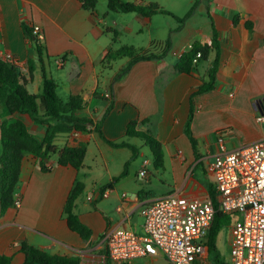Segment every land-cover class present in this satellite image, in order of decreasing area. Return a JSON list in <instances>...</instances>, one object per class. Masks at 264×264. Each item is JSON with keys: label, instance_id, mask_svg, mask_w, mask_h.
<instances>
[{"label": "crops", "instance_id": "crops-1", "mask_svg": "<svg viewBox=\"0 0 264 264\" xmlns=\"http://www.w3.org/2000/svg\"><path fill=\"white\" fill-rule=\"evenodd\" d=\"M82 1L0 0V50L11 52L27 69L34 65L33 76L26 73L22 80L30 94L42 92L44 66L57 83L58 93L60 89L64 94V98L59 94L62 99L80 96L84 107L79 115L100 123L109 141H126L139 150L140 138L126 135L128 125L138 122L137 130L152 134L161 143L165 161L161 171L172 176L173 184L160 180L161 193L147 191L144 184H152L154 176L145 160L141 168L148 162L145 178L139 177L141 171L130 164L128 174L113 183L109 197L100 198L97 193L120 176L132 150L112 147L92 125L88 132H79L75 137L61 134L55 140L57 146L87 147L84 165L80 170L59 166L56 154V160L47 162L50 171L44 172L35 157L24 158L15 194L22 204L0 214V255H11L12 264L25 260L20 250L22 242L50 254L80 258V264H106L107 232L123 226L141 229L143 222L133 221L137 213L142 218L141 208L169 194L206 200L209 185L215 191L214 177L205 162L218 153V132H227L230 149L264 137V122L257 120L264 114L257 104L264 97V0H198L194 14L184 23L180 18L197 0H122L136 5L158 4L170 13L151 16L111 12L108 0L107 11L98 8L104 0H97L95 10L85 9ZM24 25L38 27L44 34L42 59L37 43L26 36ZM215 31L220 43V66L215 89L194 97L191 130L197 142L195 152L184 132L191 96L208 81L216 51H211L208 60L191 74L176 71L179 59L175 53L189 51L195 42L210 45ZM169 39L164 57L140 61L122 80L115 81L130 58L107 63L110 51L132 47L143 54L161 55ZM51 60L60 71L57 78L50 69ZM0 106L2 120H21L32 135L44 140L45 125L35 123L27 114H9L3 103ZM118 155L128 159L120 171L114 172L110 165ZM200 167L202 174L197 172ZM78 182L83 184L85 194L76 200L75 213L93 231L88 240L71 231L63 216L68 196ZM139 262L170 264L162 255L130 264Z\"/></svg>", "mask_w": 264, "mask_h": 264}, {"label": "trees", "instance_id": "trees-1", "mask_svg": "<svg viewBox=\"0 0 264 264\" xmlns=\"http://www.w3.org/2000/svg\"><path fill=\"white\" fill-rule=\"evenodd\" d=\"M85 9L95 10L97 0H83ZM199 1L197 0L190 11L180 18L181 23L188 20L195 12ZM108 9L116 13H139L144 16L155 14H170L158 4L136 5L122 0H108ZM238 17L234 19L235 24ZM252 29L251 24L247 25ZM24 31L29 39H34L37 43L39 58L42 59L43 45L42 41L34 34L33 28L24 25ZM116 37V35H115ZM170 46V39L167 41V48L161 55L143 54L132 47H122L115 51H110L106 56V62L130 58L129 63L123 68L115 78V81L122 80L132 69V67L145 60L160 59L166 55ZM211 51H216V59L209 69V79L204 82L191 96V110L185 126V134L189 138L195 152L197 151V142L191 130V124L195 112L194 97L196 95L208 93L215 89L217 74L220 66V43L218 34L215 31L213 41L210 45L195 42L191 49L185 52L175 65L178 73L191 74L199 65L206 62ZM201 54L197 63L194 60L197 54ZM42 62H44L42 60ZM34 65L26 71L20 70L11 63L0 59V103L5 104L9 114H27L32 120L47 127L44 140H38L32 135L26 124L21 120H4L0 124V214H4L9 208L14 206L15 194L20 182L22 162L28 155H32L39 160V166L42 171L49 172L51 168L47 166L51 155L57 154V165L70 166L80 170L87 155V147L83 144L79 146L65 145L59 147L55 144L56 138L61 134H69L74 131L88 132L91 125L100 134L101 138L109 145L115 148H130L133 152L132 157L126 162L123 172L113 182L104 186V189H110L114 182L128 174V167L138 156L136 147L128 142H113L106 139L102 132L100 123H94L93 120L80 116L79 112L83 109V100L80 96H70L62 99L58 93V85L51 78L46 68L43 66V90L40 94H30L22 83L24 75L28 73L33 76ZM112 106L105 113L106 117ZM138 122H131L126 131L127 137H136L142 139L149 147L153 155V166L156 170L164 169V151L161 143L150 133L137 130ZM84 186L78 182L74 185L68 196L64 207L63 216L66 218L69 229L77 233L82 239L88 240L93 235V231L86 226L75 213V204L78 197L83 193ZM210 196L213 198L215 191L212 185H209ZM232 221L231 216L217 213L212 230L209 235L207 246V256L212 264H228L222 257L217 247V238L220 231L225 226H229ZM20 250L25 256L22 264H80V258L67 257L50 254L41 249L29 245L27 242L20 244ZM0 264H12L11 255H0ZM106 264H111L108 256Z\"/></svg>", "mask_w": 264, "mask_h": 264}, {"label": "built area", "instance_id": "built-area-1", "mask_svg": "<svg viewBox=\"0 0 264 264\" xmlns=\"http://www.w3.org/2000/svg\"><path fill=\"white\" fill-rule=\"evenodd\" d=\"M39 40L44 34L32 27ZM187 49L175 53L180 59ZM201 54H197L194 63ZM0 59L26 71V66L11 52L0 50ZM107 96H110L109 94ZM257 120L264 122V114ZM70 137L79 134L69 133ZM218 153L207 171L215 180V195L206 200L169 194L140 210L141 229L123 226L106 234L108 258L112 263L130 264L149 256L162 255L170 264H212L207 256L209 235L217 213L232 217L230 262L264 264V137L255 143L230 149L226 131L218 132ZM139 177H146V165ZM110 189L97 193L108 198ZM125 196V195H124ZM90 196L89 200H93ZM21 197L15 195L14 207ZM121 211V208H119Z\"/></svg>", "mask_w": 264, "mask_h": 264}, {"label": "rangeland", "instance_id": "rangeland-1", "mask_svg": "<svg viewBox=\"0 0 264 264\" xmlns=\"http://www.w3.org/2000/svg\"><path fill=\"white\" fill-rule=\"evenodd\" d=\"M164 3L166 5V7L168 8L169 7L168 2L165 1ZM98 8L100 11H103V10L107 11L108 10L107 9V0H104L103 2H101L99 4ZM181 10L183 12L182 8H181ZM181 10H180V12H181ZM186 11L187 12L190 11V8H187ZM155 50L157 51L158 49L155 48ZM50 69L53 72V74L55 75L54 77L57 78L56 76L60 71L57 69V66H56L54 60H51V62H50ZM59 94L61 95V97L64 98V94L61 92L60 89H59ZM3 115H4L3 108L0 106V124L4 121V120H2ZM137 141L141 143V147H139L138 156H137L136 160L131 162V165H134V167L136 166V169H138V171L140 172L144 161L145 160L149 161V165L147 166V170H149L153 174L154 177H152V184H149V183L146 184L145 183L144 187L147 189V191L153 190L154 192L159 194V193H161V190L163 189L160 180H167V181H169L170 184H173V178L169 173L165 174L163 171H161V170L157 171L154 168V166H153V155L151 153V150L149 149L148 146H146L144 144V142L141 139H137ZM56 159H57L56 154L51 155L50 160H56ZM127 159L128 158H126V156H121V155L115 156L114 160L111 162V165H110L111 170L114 172L120 171L123 167V163L125 161H127ZM89 160L90 159H88V161ZM210 161L205 162L207 167H208V163ZM99 164H102V163L99 162ZM102 169L100 168V170H102ZM197 172L199 174H202L201 167L197 169ZM89 181H92V178H90ZM136 186H137V184H136ZM83 194H85V193L83 192L81 195L83 196ZM133 221L136 222L137 224H140L143 222V219L137 213L134 216ZM217 247H218V250L221 253L222 257L227 262H230L231 248H230V227L229 226L223 227V229L220 231L218 238H217ZM139 264H147V263L139 262ZM159 264H161V263H159Z\"/></svg>", "mask_w": 264, "mask_h": 264}, {"label": "water", "instance_id": "water-1", "mask_svg": "<svg viewBox=\"0 0 264 264\" xmlns=\"http://www.w3.org/2000/svg\"><path fill=\"white\" fill-rule=\"evenodd\" d=\"M257 104L264 109V97L258 100Z\"/></svg>", "mask_w": 264, "mask_h": 264}]
</instances>
